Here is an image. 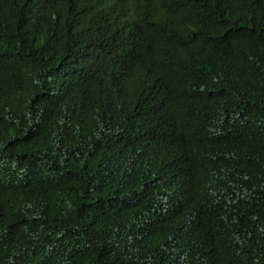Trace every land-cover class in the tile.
I'll return each mask as SVG.
<instances>
[{"label":"trees","instance_id":"trees-1","mask_svg":"<svg viewBox=\"0 0 264 264\" xmlns=\"http://www.w3.org/2000/svg\"><path fill=\"white\" fill-rule=\"evenodd\" d=\"M0 264H264V0H0Z\"/></svg>","mask_w":264,"mask_h":264}]
</instances>
